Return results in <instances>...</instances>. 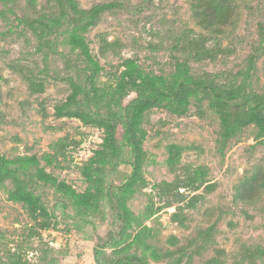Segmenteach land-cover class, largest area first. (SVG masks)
<instances>
[{"label":"rangeland","instance_id":"rangeland-1","mask_svg":"<svg viewBox=\"0 0 264 264\" xmlns=\"http://www.w3.org/2000/svg\"><path fill=\"white\" fill-rule=\"evenodd\" d=\"M31 1L0 0V154L34 157L78 195L88 188L82 168L104 137L86 120L120 125L135 98L108 109L92 100L96 91L108 99L103 93L114 90L126 62L164 78L185 66L197 81L243 94L222 107L236 120L227 140L210 93L196 94L183 113L165 104L145 113L142 182L128 195L129 224L109 197L130 175L126 157L102 168L101 193L88 208L40 180L34 166L13 165L39 210L10 198L9 179L0 185V264H95V249L103 262L264 264V0H232L233 24L221 33L197 26L189 0H73L84 12L108 5L82 34L96 66L68 44L81 18L69 12L53 24L58 3ZM250 110L260 124L249 121ZM171 146L179 151L173 167ZM196 172L204 182L179 196L157 188ZM144 227L150 231L140 238L157 261L134 241Z\"/></svg>","mask_w":264,"mask_h":264},{"label":"trees","instance_id":"trees-1","mask_svg":"<svg viewBox=\"0 0 264 264\" xmlns=\"http://www.w3.org/2000/svg\"><path fill=\"white\" fill-rule=\"evenodd\" d=\"M60 8V13L57 15V21H51L53 24H58L61 19L67 16V13H74L81 19L78 21L79 25L74 26L68 34V44L78 49L84 58L96 66L93 62L89 49L85 44L82 34L90 27L94 26L98 21L101 13L108 8V5H97L91 10L84 12L77 9L76 3L73 0H55ZM230 2L232 0H189L191 8L194 11V17L196 24L199 28L207 32L221 33L222 29L226 26H232V7ZM31 5L34 4V0L31 1ZM57 25V26H58ZM45 28H49L48 25H43ZM243 91H228L217 90L213 85L206 84L195 80L189 73V70L185 66H178L176 72L170 78L155 77L146 75L140 70L135 63L126 62L125 69L121 73V77L114 90L105 92L108 97L107 100L96 99L102 98V95L96 91L92 100L94 105L104 103V108L111 107V103H119L121 99L130 94H134L135 98L130 102L129 113L126 119H124L120 125L115 119H92L88 118L87 122L94 124L102 128L104 137L99 150L94 152L93 156L82 168V176L84 177L88 188L85 194H76L71 187L64 183L58 182L50 175L46 174L41 168H37L38 162L34 157L17 158L15 160H8L0 154V185L9 179L14 185L13 190L10 191V198L12 200L21 202L28 207L29 211L34 214L38 208V199L34 198L28 193L24 187L21 186L16 178L17 169H13V165L18 164L20 167L32 165L36 168L37 177L54 186L59 192L72 196L79 204L85 205L84 207H91L92 201L95 197H98L101 193L102 187V168L107 167L114 160L124 156L128 159L131 169L130 175L126 180L116 187V193L110 192V200L113 202L114 210L118 220L124 225L129 224L132 221L133 214L127 209L128 195L132 194L133 190L138 187V184L142 182L141 168L144 159V152L142 150V143L144 140V131L142 129V123L145 113L155 105L165 104L173 112L183 113L189 101L198 93H210L212 95L213 108L219 109L220 126L222 131V138L224 140L229 139L235 132L236 120H232L227 111L221 112L222 107H228L232 102H235L237 98L242 96ZM72 99V97H71ZM71 102L70 100L67 104ZM63 108L57 109L56 115L63 116ZM252 116L249 121L260 124L258 119L254 116V111L250 110ZM69 115V114H67ZM236 118V117H235ZM110 120V121H109ZM173 148V149H171ZM169 154V165L173 167L179 160L178 147L171 146ZM172 150L177 151L173 153ZM178 155V156H177ZM202 173L196 172L193 177L189 176L185 181H175L173 183H163L157 188L161 193L171 194L179 196L180 189H186L187 187L196 189L204 181ZM147 209V208H146ZM150 210V209H147ZM150 230L144 227L143 230L135 237L134 241L138 244L143 252H150V256H154L157 261V251H153L147 243L141 238L144 232ZM146 236H144L145 238ZM101 240V239H99ZM104 243L101 245L103 246ZM95 264H147L144 259L132 257V258H120L115 261L103 262L98 255V249H95Z\"/></svg>","mask_w":264,"mask_h":264}]
</instances>
